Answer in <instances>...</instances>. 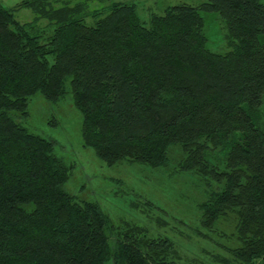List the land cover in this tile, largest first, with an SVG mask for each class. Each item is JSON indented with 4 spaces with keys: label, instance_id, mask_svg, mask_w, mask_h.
Segmentation results:
<instances>
[{
    "label": "trees",
    "instance_id": "1",
    "mask_svg": "<svg viewBox=\"0 0 264 264\" xmlns=\"http://www.w3.org/2000/svg\"><path fill=\"white\" fill-rule=\"evenodd\" d=\"M94 1L0 0V264H264V0L178 3L148 21L134 0ZM208 14L225 53L208 48ZM37 94L71 95L83 145L110 167L165 168L179 147L177 173L206 185L196 218L166 219L146 197L132 203L148 222L115 221L77 199L75 165L23 123Z\"/></svg>",
    "mask_w": 264,
    "mask_h": 264
},
{
    "label": "rangeland",
    "instance_id": "2",
    "mask_svg": "<svg viewBox=\"0 0 264 264\" xmlns=\"http://www.w3.org/2000/svg\"><path fill=\"white\" fill-rule=\"evenodd\" d=\"M1 1L6 7H13L23 0ZM112 1L128 0L94 1L91 7H102ZM134 1L138 4L141 18L148 21L153 13L163 14L168 5H198L206 0ZM34 16L31 8H22L16 12V17L21 22L31 21ZM207 17L208 48L221 53L227 52L230 48L225 38V24L217 15L208 14ZM88 21L91 23L92 19ZM45 23L44 20L42 24ZM29 112L30 116L23 123L32 132L55 140L57 154L69 165H75L72 178L66 187L77 199L102 203L115 221L124 219L141 224L148 222L145 212L134 208L132 203L133 200L140 201L146 197L164 209L160 214L166 219H171L173 214L189 222L196 218L197 203L206 197V185L194 174L177 173L175 166L184 156L179 147L174 148L172 162L165 168H151L128 162L110 167L92 148L83 145V115L74 106L71 95L58 103H51L42 94H37L30 102ZM106 264H113V261Z\"/></svg>",
    "mask_w": 264,
    "mask_h": 264
}]
</instances>
